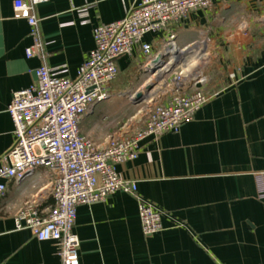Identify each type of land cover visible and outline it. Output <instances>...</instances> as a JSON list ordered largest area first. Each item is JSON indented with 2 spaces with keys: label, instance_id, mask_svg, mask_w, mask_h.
<instances>
[{
  "label": "crops",
  "instance_id": "1",
  "mask_svg": "<svg viewBox=\"0 0 264 264\" xmlns=\"http://www.w3.org/2000/svg\"><path fill=\"white\" fill-rule=\"evenodd\" d=\"M140 1L39 3L34 13L44 55L28 58L29 26L14 13L13 0H0V157L13 142L6 111L12 93L34 83V70L42 63L65 65L75 77L94 46L93 27L122 18ZM86 6L87 22L81 23L78 10ZM170 32L178 47L206 40L209 60L200 67L204 81L199 86L209 99L178 132L149 135L139 142L133 161L114 164L118 175L136 181L139 195L160 210L162 229L144 235L136 199L123 191L79 204L73 230L80 264H264V198L257 197L255 179L264 173V0H213L211 10L194 9L167 30L146 33L141 42L150 44L153 56L164 53ZM145 62L140 44L131 55L119 57L110 99L90 111L115 104L118 95L113 93L126 87L132 93L141 88ZM90 134L102 144L108 133ZM49 181L48 170L38 167L20 182H6L0 202V264L58 261L51 241L15 229L13 219L32 196L43 207L53 203Z\"/></svg>",
  "mask_w": 264,
  "mask_h": 264
},
{
  "label": "built area",
  "instance_id": "2",
  "mask_svg": "<svg viewBox=\"0 0 264 264\" xmlns=\"http://www.w3.org/2000/svg\"><path fill=\"white\" fill-rule=\"evenodd\" d=\"M44 1L13 0L14 13L26 20L33 40L24 50L28 58L44 55L45 43L38 34L34 13L35 6ZM212 7L213 0H141L125 9L122 18L93 27L94 46L75 77L67 74L65 65L49 67L42 63L34 70L35 82L12 93L6 111L13 123V142L0 157V202L7 181L20 182L38 167L48 170L53 203L43 207L38 196H32L16 209L13 219L15 229H28L37 240L51 241L56 246L55 264H80L79 239L73 230L76 207L102 200L116 191L136 199L144 235L162 229L160 210L139 195L136 181L121 178L114 164L133 161L139 142L145 137L178 132L209 99L199 86L204 81L200 67L209 60L206 40L178 47L173 32L169 33L164 43L168 58H163L164 64L151 73L157 77V72L162 71L164 83L145 99L143 119L134 122L133 131L108 133L98 144L81 134L80 123L94 105L110 97L111 85L118 75L117 59L131 55L137 44L146 58L144 71L149 72L146 65L155 56L150 44L141 42L146 33L165 31L190 11H209ZM87 9L88 6L78 10L81 23L87 22ZM195 48L200 54L197 66H201L187 74L182 53ZM255 179L257 197L263 199L264 173L256 174Z\"/></svg>",
  "mask_w": 264,
  "mask_h": 264
},
{
  "label": "rangeland",
  "instance_id": "3",
  "mask_svg": "<svg viewBox=\"0 0 264 264\" xmlns=\"http://www.w3.org/2000/svg\"><path fill=\"white\" fill-rule=\"evenodd\" d=\"M189 60L191 59L188 58L187 61ZM185 64L186 62H184L182 66L184 67ZM140 74L143 75L144 84L145 82H147L146 80L149 79H153L152 82L150 83L156 81L153 84V87L150 89V91L153 90L158 85H161V82L156 80L157 77H155L150 72H146V71L142 72L140 70ZM130 89H131L130 87H128V89L126 87L124 91L113 93V95L116 96L118 95L115 104L110 106H105L103 108H99L100 105H97L98 109H95L87 113L80 126V130H81L80 132L85 136L93 139L90 133H92L93 135L94 134L99 135L100 133H111L121 126H128L129 128H131L132 126H134V122H136L139 119L140 120L143 119L144 111L147 108V102L144 100L139 103H135V104L132 103L131 98H129L130 94H132L131 91L132 89L131 90ZM112 92L113 91H110V93ZM109 99L110 97L105 101H108Z\"/></svg>",
  "mask_w": 264,
  "mask_h": 264
},
{
  "label": "bare ground",
  "instance_id": "4",
  "mask_svg": "<svg viewBox=\"0 0 264 264\" xmlns=\"http://www.w3.org/2000/svg\"><path fill=\"white\" fill-rule=\"evenodd\" d=\"M174 51V50H173ZM182 55H183V61L184 62H186V64H185V66L183 67L184 68V72L185 73H190L191 71H193L194 69H196L197 67H199V66H201V63H200V65H198L197 66V63L199 62V60H198V58H199V56H200V54H199V50L197 49V48H195V49H189V50H186L185 52H183L182 53ZM188 56H190V57H188ZM190 58L191 60H189V61H187V59L188 58ZM165 71V70H164ZM187 73V74H188ZM162 71H158L157 72V78H159L160 77V79H159V82H161V85H158L157 87H155L153 90H149L148 92H146L147 93V97H150L153 93H154V91L155 90H157V89H159L161 86H162V84L164 83V79H162ZM152 80L153 79H150L146 84H145V87H147L148 85H151V88L153 87V84L156 82V81H154L153 83H150V82H152ZM158 82V81H157ZM144 87V88H145ZM143 88V89H144ZM150 88V89H151ZM150 95V96H149Z\"/></svg>",
  "mask_w": 264,
  "mask_h": 264
},
{
  "label": "water",
  "instance_id": "5",
  "mask_svg": "<svg viewBox=\"0 0 264 264\" xmlns=\"http://www.w3.org/2000/svg\"><path fill=\"white\" fill-rule=\"evenodd\" d=\"M169 55V51L166 50L164 53H159L155 55L154 59H152L149 63H147L146 67L149 69L150 73L155 72V70L161 67L164 64L163 57ZM171 67H167L165 70L168 71ZM151 88V85H148L144 89L139 88L137 91L134 92L133 96L131 97L132 103H139L144 101L147 98V93Z\"/></svg>",
  "mask_w": 264,
  "mask_h": 264
}]
</instances>
